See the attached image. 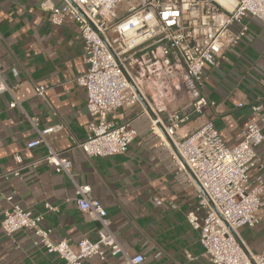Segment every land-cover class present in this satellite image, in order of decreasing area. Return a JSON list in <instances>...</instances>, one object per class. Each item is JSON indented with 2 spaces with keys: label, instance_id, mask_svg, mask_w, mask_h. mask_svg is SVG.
I'll use <instances>...</instances> for the list:
<instances>
[{
  "label": "crops",
  "instance_id": "0c3cea01",
  "mask_svg": "<svg viewBox=\"0 0 264 264\" xmlns=\"http://www.w3.org/2000/svg\"><path fill=\"white\" fill-rule=\"evenodd\" d=\"M60 6L63 0H52ZM41 0H0V69L19 106L9 107L12 94H0V174L17 166L14 155L24 162L48 153V145L72 163L71 177L42 163L23 169L19 176L0 179V223L2 213L19 203L42 214V225L52 229L54 241L76 243L96 241L99 222L82 213L76 204L75 184H90V198L106 209L109 228L130 256L141 254L142 264H211L203 255L199 233L186 213L193 211L201 223L204 210L197 209L198 184H186L174 176V165L163 146L150 131L153 119L140 102L109 115L114 124L130 122L136 135L121 155L86 156L77 147L87 136L85 88L76 78L86 71L85 52L75 21L66 17L59 26L50 22ZM248 28L237 45L224 54L219 67L205 66L202 94L213 104L203 113L191 115L184 131L195 129L205 120L214 123L228 146L240 142L243 130L264 116V21L247 16ZM240 23L229 28L238 32ZM43 85L39 96L33 85ZM242 104V105H239ZM261 105L259 115L252 109ZM162 116H165L162 114ZM29 117L39 119L38 128L59 124V130L46 136V143L27 148L36 137ZM262 168H253L251 181L264 178V141L257 147ZM49 203L56 211H46ZM256 214L253 228H239L244 245L252 253L264 247V205ZM29 229L7 235L0 224V264H61V258L34 243ZM124 264L121 255L97 256L81 264Z\"/></svg>",
  "mask_w": 264,
  "mask_h": 264
},
{
  "label": "built area",
  "instance_id": "2783aa9c",
  "mask_svg": "<svg viewBox=\"0 0 264 264\" xmlns=\"http://www.w3.org/2000/svg\"><path fill=\"white\" fill-rule=\"evenodd\" d=\"M63 1L58 6L52 0H41L40 9L47 11L56 26L71 17L81 36L87 67L76 82L85 88V107L91 120L85 140L77 147L86 156L95 157L126 152L136 129L129 121L114 124L109 115L139 104L140 93L155 115L150 131L158 146L166 148L175 178L193 186L198 181L201 187H197L196 196L197 209L205 212L202 222L193 211L187 212L186 218L199 233L205 258L211 264H264V247L260 253H252L238 232L259 222L256 211L264 205V178L257 174L253 183L250 176L253 168L263 166L257 147L264 141V116H259V123H250L242 140L233 146L225 143L210 120L184 131L191 115L201 114L205 106L213 104L201 91L205 66L219 67L224 54L245 36L244 18L264 21V0ZM234 22L241 24L238 32L229 28ZM13 88L0 69V94L7 92L13 97ZM33 90L39 96L46 92L43 85L35 84ZM15 106L19 102L13 97L9 107ZM260 108L252 106L257 115ZM28 120L36 129V137L26 143L29 149L47 145L46 136L62 127L53 124L39 129L37 117ZM14 158L17 166L1 173L0 179L19 176L23 169L42 163L71 177L70 159L49 145L48 153L39 159L24 162L18 153ZM90 192V184H75L78 209L99 222L96 241H54L52 229L42 225V214L24 208L10 196L6 200L11 207L2 213L1 228L7 235L29 229L34 243L57 254L61 264H81L92 256L106 262L108 254L121 255L124 264H142L141 254L130 256L124 251L109 228L106 209L90 198ZM44 208L57 210L49 203Z\"/></svg>",
  "mask_w": 264,
  "mask_h": 264
},
{
  "label": "water",
  "instance_id": "95a60500",
  "mask_svg": "<svg viewBox=\"0 0 264 264\" xmlns=\"http://www.w3.org/2000/svg\"><path fill=\"white\" fill-rule=\"evenodd\" d=\"M139 98H140V102L145 106L146 110L149 112V114L152 116V118H155V115L153 114V112H152V110L150 109L149 105H147L145 99L143 98V96H142L140 93H139ZM166 138H167V137H166ZM167 140L169 141L168 138H167ZM169 142H170V141H169ZM170 143H171V142H170ZM195 183L198 184L199 188L201 189V187H200L198 181H195ZM202 192H203V195L206 196L203 190H202ZM210 204H211V206L213 207L211 201H210ZM213 209H214V207H213ZM240 244H241V243H240ZM241 245H242V244H241Z\"/></svg>",
  "mask_w": 264,
  "mask_h": 264
},
{
  "label": "bare ground",
  "instance_id": "6f19581e",
  "mask_svg": "<svg viewBox=\"0 0 264 264\" xmlns=\"http://www.w3.org/2000/svg\"><path fill=\"white\" fill-rule=\"evenodd\" d=\"M221 1H224V0H221Z\"/></svg>",
  "mask_w": 264,
  "mask_h": 264
}]
</instances>
